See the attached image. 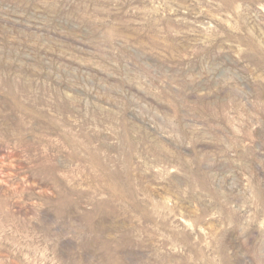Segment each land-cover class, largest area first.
Listing matches in <instances>:
<instances>
[{
	"label": "rangeland",
	"instance_id": "1",
	"mask_svg": "<svg viewBox=\"0 0 264 264\" xmlns=\"http://www.w3.org/2000/svg\"><path fill=\"white\" fill-rule=\"evenodd\" d=\"M0 264H264V0H0Z\"/></svg>",
	"mask_w": 264,
	"mask_h": 264
}]
</instances>
